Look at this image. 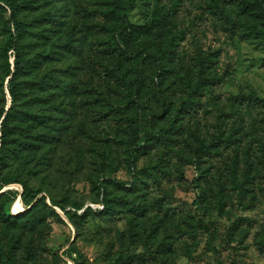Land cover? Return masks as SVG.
I'll return each instance as SVG.
<instances>
[{
  "label": "rangeland",
  "instance_id": "obj_1",
  "mask_svg": "<svg viewBox=\"0 0 264 264\" xmlns=\"http://www.w3.org/2000/svg\"><path fill=\"white\" fill-rule=\"evenodd\" d=\"M110 1L31 0L19 11V20L26 24L29 31L25 39L29 56L34 57L37 52L49 55L57 52L61 60L54 67L60 69L67 64L75 72L78 103L83 105L81 119L85 123L79 129L80 116L74 120L77 131L75 141L71 140L63 146L52 163H40L37 158L33 160L30 157L23 174L24 180L32 187L41 188L43 194L53 197L66 209H72V205L78 203L82 205L79 214L87 206L92 208V213L87 220H80L78 226L73 227L61 210L47 201V207L40 210L32 226H24L21 219L15 225L0 224V250L12 251L16 264H25L27 253L32 255L35 264H74L63 253L69 245L79 252V264H111L119 256H145L147 252L151 255L147 264H228L232 257L238 264H264V253L258 249V243L264 241L263 179L251 185L250 207H240L234 192L226 189L225 193L229 194L225 197L226 205L223 210H218L214 207L217 185L210 178L207 182L192 183V179L198 176L196 163L175 158L170 160L168 175L160 179V184L152 186L146 196L133 197L141 205L155 206L158 202L162 205V212L149 206L145 214L132 215L124 209H116L113 214L101 213L102 197L96 196L90 179L96 169H101L98 174L103 176L107 190L131 198L128 186L120 185L130 179V174L113 131L104 124L89 127L94 110L89 106V102L94 101L91 92L97 89V95L104 93L101 60L107 53L102 36L94 31V24L100 18L99 11L105 9ZM121 1L125 3L129 0ZM133 1L128 7L129 20L139 24L151 20L158 1ZM162 1L167 4L169 0ZM180 2L170 24L163 31H155L140 41L148 47L150 55H160L168 41L170 51L166 61L155 59L150 69L148 66L142 69L146 79L144 91L148 90L150 96L144 91L138 96L137 104L141 105L138 106L139 126L144 128L145 117L157 106L151 92L163 90L169 99H177L180 95L178 84L184 73L194 67L193 59L197 55H206L209 71L222 77L221 83L208 87L202 99L199 126L202 135L210 139L214 134L215 118L212 96L255 93L264 97V47L254 37L244 38L236 34L230 38L213 19H205L202 10L204 0ZM3 36L0 26V43ZM65 48H72L76 53H68ZM3 62L0 51V95ZM157 62L165 64L168 71L160 72ZM47 70V66L43 65L42 71ZM5 86L6 81L3 88L7 93ZM78 112L80 114L81 109ZM263 135L264 131H259L258 136ZM102 150L110 156L109 160L97 159V152ZM161 153L159 149L141 156L136 169L140 170L150 162L155 163ZM256 156V159L252 158L254 161L259 158V152ZM207 166L200 165L201 168ZM258 169L261 172L264 167L258 165ZM178 170L183 171L182 177L178 175ZM6 188L22 191L17 184L7 185ZM6 208L10 213L17 214L24 210V205L17 197L8 202ZM167 208L176 210L179 221L191 223L201 218L211 228V233L199 235L193 242L176 241L169 252L165 245L171 243L177 221L164 215L163 211ZM228 231H232L231 241L227 237Z\"/></svg>",
  "mask_w": 264,
  "mask_h": 264
},
{
  "label": "trees",
  "instance_id": "obj_2",
  "mask_svg": "<svg viewBox=\"0 0 264 264\" xmlns=\"http://www.w3.org/2000/svg\"><path fill=\"white\" fill-rule=\"evenodd\" d=\"M30 1L0 0V26L4 31L0 43L4 58L0 95V224L15 225L21 219L24 226H32L48 201L52 207L61 210L73 227H77L80 220L90 217L92 208L87 206L79 214L82 205L74 203L72 209H66L53 197L43 194L41 188L28 185L23 177L30 157L33 160L37 158L40 163H52L63 146L75 141L77 131L73 122L78 116L81 119L83 113V105L78 103L75 72L67 64L60 69L54 67L61 60L59 53L37 52L34 57L28 54L25 39L29 31L18 14ZM157 1L151 20L143 24L129 20L128 7L134 3L133 0L125 3L110 1L105 9L99 11L100 18L94 24V31L102 36L107 53L101 60L104 93L97 95V89L91 92L94 101L89 102V106L94 110L89 127L104 124L113 131L130 174V179L120 185L128 186L131 193V198L111 193L103 183V176L98 174L101 169H96L90 179L96 196L102 197L101 213L113 214L116 209H124L132 215L145 214L149 206L162 212V205L158 202H155L158 208L153 204L141 205L133 197L146 196L152 186L160 184V179L168 175L170 160L175 158L196 163L198 176L192 179V183L207 182L210 178L217 185L214 195L216 209H224L225 197L229 195L225 193L226 189L234 192L237 204L246 209L251 205V185L261 179L264 181V170L260 172L258 169V165L264 167V135L258 136L259 131H264V97L255 93L212 96L214 134L207 139L199 126L202 99L208 87L221 83L222 77L209 71L206 55H197L193 59L194 67L184 73L178 84L179 97L172 100L163 90L151 92L157 106L145 117L144 128L139 126L138 106L141 105L137 101L139 94L146 89L142 69L145 66L150 69L155 59L166 61L170 51L168 41L160 55H150L148 47L140 41L155 31H163L181 5V0H169L167 4ZM202 10L205 19H213L230 38L236 34L244 38L254 37L264 47V0H204ZM199 17L202 18L201 15ZM64 51L76 53L72 48ZM147 58L150 59L146 61ZM43 65L48 68L46 72L42 71ZM156 66L160 72L168 71L161 62ZM4 81L7 93L3 88ZM144 92L150 96L148 90ZM85 119L88 120L87 117ZM80 122L77 125L82 129L85 123L83 119ZM159 122L162 124L158 125ZM159 149L162 153L157 156L158 161L136 169L141 156ZM256 152H259V158L254 161L252 158L256 159ZM96 157L107 161L110 156L102 150ZM205 164H208L206 168L200 167ZM177 172L182 177L183 171ZM10 184L20 185L22 191L6 188ZM17 197L24 210L12 214L6 204ZM163 213L177 221L173 239L169 246L165 245L169 252L176 241L193 242L199 235L211 233V228L201 218L188 223L178 220L175 209L170 211L167 208ZM227 237L231 241L232 231L227 232ZM258 245L264 253V241ZM63 253L74 264L80 263V254L73 245L67 246ZM150 258L149 252L145 256H119L111 264H147ZM24 263L35 264L31 254L24 256ZM0 264H16L12 251L0 250ZM228 264L238 263L232 257Z\"/></svg>",
  "mask_w": 264,
  "mask_h": 264
}]
</instances>
